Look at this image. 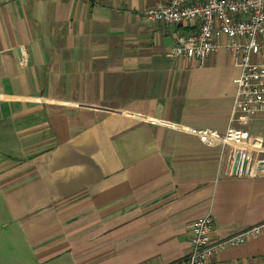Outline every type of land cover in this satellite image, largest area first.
Listing matches in <instances>:
<instances>
[{
    "label": "crops",
    "instance_id": "1",
    "mask_svg": "<svg viewBox=\"0 0 264 264\" xmlns=\"http://www.w3.org/2000/svg\"><path fill=\"white\" fill-rule=\"evenodd\" d=\"M169 1L0 0V264H189L195 220L264 226V114L233 121L225 48L171 56ZM209 264H264V227Z\"/></svg>",
    "mask_w": 264,
    "mask_h": 264
},
{
    "label": "built area",
    "instance_id": "2",
    "mask_svg": "<svg viewBox=\"0 0 264 264\" xmlns=\"http://www.w3.org/2000/svg\"><path fill=\"white\" fill-rule=\"evenodd\" d=\"M143 16L152 24L160 22L181 29L171 48L173 58L196 59L203 66L220 48H225L233 64L240 68L235 80L233 121L243 124L264 114V62L257 61L264 39V0H170L146 10ZM222 37L226 38L225 44L220 42ZM202 139L210 144L223 141L211 130L205 131ZM189 227V264H209L215 255L259 236L264 226L224 239L216 236L210 215Z\"/></svg>",
    "mask_w": 264,
    "mask_h": 264
}]
</instances>
